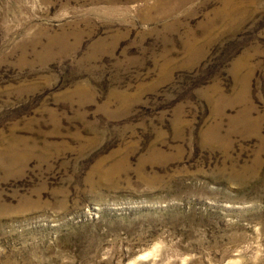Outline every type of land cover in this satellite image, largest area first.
<instances>
[{"label":"rangeland","instance_id":"1","mask_svg":"<svg viewBox=\"0 0 264 264\" xmlns=\"http://www.w3.org/2000/svg\"><path fill=\"white\" fill-rule=\"evenodd\" d=\"M0 264H264V0H0Z\"/></svg>","mask_w":264,"mask_h":264},{"label":"bare ground","instance_id":"2","mask_svg":"<svg viewBox=\"0 0 264 264\" xmlns=\"http://www.w3.org/2000/svg\"><path fill=\"white\" fill-rule=\"evenodd\" d=\"M157 1H160V0H157ZM156 3H157V2H156ZM158 3H159V2H158ZM158 3H157V4H158Z\"/></svg>","mask_w":264,"mask_h":264}]
</instances>
